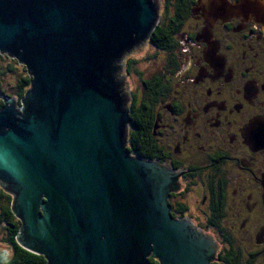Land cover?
<instances>
[{"label": "water", "instance_id": "1", "mask_svg": "<svg viewBox=\"0 0 264 264\" xmlns=\"http://www.w3.org/2000/svg\"><path fill=\"white\" fill-rule=\"evenodd\" d=\"M208 22L256 18L259 0H197ZM160 0H0V56L26 69L2 97L0 185L18 244L46 264H212L215 240L171 214L182 173L135 156L122 62L151 39ZM264 149V119L246 131ZM0 251V264L10 261Z\"/></svg>", "mask_w": 264, "mask_h": 264}, {"label": "flooded vegetation", "instance_id": "2", "mask_svg": "<svg viewBox=\"0 0 264 264\" xmlns=\"http://www.w3.org/2000/svg\"><path fill=\"white\" fill-rule=\"evenodd\" d=\"M187 13L168 49L152 43L164 72L135 92L150 154L131 147L132 127L129 146L182 173L168 198L171 214L215 240L212 264H264V149L246 138L264 119V26L256 18L210 24L197 0Z\"/></svg>", "mask_w": 264, "mask_h": 264}, {"label": "trees", "instance_id": "3", "mask_svg": "<svg viewBox=\"0 0 264 264\" xmlns=\"http://www.w3.org/2000/svg\"><path fill=\"white\" fill-rule=\"evenodd\" d=\"M189 0H164V15L161 19V23L154 31L151 37V42L157 47L169 48L171 38L174 35L175 30H180L183 25H181L182 19L188 20L187 18V5ZM187 13V14H186ZM188 22V21H187ZM137 60L128 59L126 64V72L128 74H137L139 80L145 84V87L149 85L150 82L145 80L143 74L137 70ZM18 62L7 55L0 56V76H9V74L20 75L17 83L12 87L14 91L11 96L17 99L19 102L24 98L26 92L31 86V77L28 75L26 69L20 70L18 68ZM4 79H0V93L7 97V91L4 89ZM139 84V83H138ZM143 102H141L142 104ZM4 102L0 99V108L3 106ZM137 100L135 98V93L131 94V101L129 108L131 110V121L132 129L130 131V142L131 147L137 149L136 151L144 155H148L149 144H148V134L144 123V112L142 105L141 108L138 107ZM145 106V105H144ZM138 107V108H137ZM148 107V105H147ZM140 109V110H139ZM13 196L8 194L0 185V233L3 235V242L7 247L11 255V260L6 264H46V260L43 256L33 254L25 249H23L17 242V234L21 226L20 221L12 212ZM232 255V254H231ZM237 259L238 255L235 256ZM231 260L230 258L226 259ZM152 264H159L158 261L150 259ZM234 264H242L241 261L237 260Z\"/></svg>", "mask_w": 264, "mask_h": 264}, {"label": "rangeland", "instance_id": "4", "mask_svg": "<svg viewBox=\"0 0 264 264\" xmlns=\"http://www.w3.org/2000/svg\"><path fill=\"white\" fill-rule=\"evenodd\" d=\"M160 3H161V9H160L161 18L158 23V26L161 23L162 21L161 19L163 18V15H164V0H160ZM238 18H241V17H238ZM231 19H236V18H231ZM242 19L244 21L246 20L245 18H242ZM128 59L137 60V64H136L137 70L143 74V77L145 79L151 78L154 75L164 72L163 68L166 67L165 58L163 57V55L158 54L157 50L153 47L150 39L147 40L145 43H142L141 45H139V47H137L136 49H134L132 53H130L125 58V60L122 62V66L120 69L121 71L119 73V78L123 82L124 87H126L127 94H129L130 96L133 92L135 93L141 87L142 82L139 80V77H137V74L127 75L126 64H127ZM261 59H264V55H262ZM17 66L20 70L24 69L21 64ZM19 77L20 75L11 74V73L9 74V76H4V77L0 76V79L1 78L4 79L3 86H4L5 91H7L8 96H11V94L14 92L13 91L14 89L12 90V87L17 83ZM2 97L4 98L6 96L2 95ZM2 239H3V235L0 233V251H7L8 252L7 254L9 256L10 252L8 251ZM257 264H259V261L257 262Z\"/></svg>", "mask_w": 264, "mask_h": 264}]
</instances>
